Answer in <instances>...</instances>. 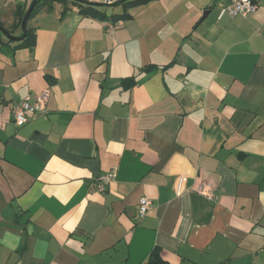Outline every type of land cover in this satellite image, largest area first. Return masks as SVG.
I'll list each match as a JSON object with an SVG mask.
<instances>
[{
    "label": "crops",
    "instance_id": "obj_1",
    "mask_svg": "<svg viewBox=\"0 0 264 264\" xmlns=\"http://www.w3.org/2000/svg\"><path fill=\"white\" fill-rule=\"evenodd\" d=\"M7 1L20 37L30 1ZM87 1L108 17L45 5L33 48L0 31V264H148L156 246L170 264H264V0L223 19L230 0H153L119 20L122 4ZM45 89L18 126L15 104Z\"/></svg>",
    "mask_w": 264,
    "mask_h": 264
},
{
    "label": "built area",
    "instance_id": "obj_2",
    "mask_svg": "<svg viewBox=\"0 0 264 264\" xmlns=\"http://www.w3.org/2000/svg\"><path fill=\"white\" fill-rule=\"evenodd\" d=\"M108 3H114L118 0H104ZM258 4L255 0H230V2L223 6L218 12V19L224 17L235 18L238 16L248 17L256 12ZM50 90L45 89L38 95H28L19 102H17L13 109L14 122L18 125H24L27 123L32 115L37 111L42 110L46 107L49 100ZM117 175V169H111L104 175H102L97 182L99 190H105L110 183L115 179ZM187 177L181 176L177 183V193L182 192V186L186 182ZM199 192L207 196L211 200L217 198L216 192L210 184H203L199 187ZM152 207V201L147 197H142L139 201V213L141 217H144Z\"/></svg>",
    "mask_w": 264,
    "mask_h": 264
},
{
    "label": "trees",
    "instance_id": "obj_3",
    "mask_svg": "<svg viewBox=\"0 0 264 264\" xmlns=\"http://www.w3.org/2000/svg\"><path fill=\"white\" fill-rule=\"evenodd\" d=\"M66 2L68 0H38L37 4L35 6V9L33 10L29 20L36 14V12L41 9L42 7H44L48 2L53 3V2ZM77 0H72V2H76ZM83 1L85 3H87V7L85 8V10H88L89 12H91L94 15L99 16L100 18L106 19L108 16L100 11L99 9H95V5L87 0H80ZM150 1L153 0H118L114 3H109L108 5H118V4H122L124 7V11L121 14H114L112 16L113 19L119 20V19H125L130 17V14L128 12V10L131 7L134 6H138V5H142V4H146ZM29 8H26L23 4H19L17 6L16 9V15L19 18L18 24L17 26H22V21L24 16L26 15L27 11ZM28 20V21H29ZM2 30H5L7 33L12 35V31L7 30L6 28L3 27V24L0 22V31L3 32ZM21 36H23V39L21 41L18 42V44L15 46L18 48H22V47H30L33 48L35 46L36 43V38H35V33L31 30L27 28V34L24 35V33L22 32ZM12 39L9 40V42ZM133 83V78L127 79L126 83H124L125 85H131ZM148 264H170L167 261L164 260L163 256H162V249L158 246L154 247V249L152 250L151 254H150V258L148 261Z\"/></svg>",
    "mask_w": 264,
    "mask_h": 264
},
{
    "label": "water",
    "instance_id": "obj_4",
    "mask_svg": "<svg viewBox=\"0 0 264 264\" xmlns=\"http://www.w3.org/2000/svg\"><path fill=\"white\" fill-rule=\"evenodd\" d=\"M37 1L38 0H34L33 3L30 5L26 15L24 16L23 18V21H22V29H23V33L24 35L27 34V23H28V20L33 12V10L35 9V6L37 4ZM9 39H12L14 41H21L23 39V36H20V37H16V36H12L11 34L7 33L5 30H2Z\"/></svg>",
    "mask_w": 264,
    "mask_h": 264
},
{
    "label": "rangeland",
    "instance_id": "obj_5",
    "mask_svg": "<svg viewBox=\"0 0 264 264\" xmlns=\"http://www.w3.org/2000/svg\"><path fill=\"white\" fill-rule=\"evenodd\" d=\"M30 1V5L33 3V1L34 0H29ZM48 4H50V2H48L46 5H48ZM45 7V6H44ZM7 12L8 11V1L6 2V3H2L1 5H0V12ZM16 27H18L17 25H16ZM23 31V29H21L20 28V31ZM19 31V32H20ZM5 34V33H4ZM6 35V34H5ZM7 36V35H6Z\"/></svg>",
    "mask_w": 264,
    "mask_h": 264
}]
</instances>
